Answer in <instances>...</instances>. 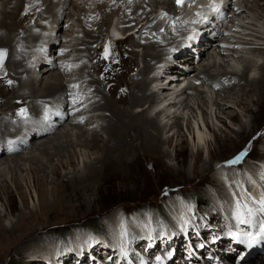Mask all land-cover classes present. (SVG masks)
Here are the masks:
<instances>
[{"label": "bare ground", "instance_id": "6f19581e", "mask_svg": "<svg viewBox=\"0 0 264 264\" xmlns=\"http://www.w3.org/2000/svg\"><path fill=\"white\" fill-rule=\"evenodd\" d=\"M93 1L96 0H82V15L85 14V17H90V10L92 9L98 13L104 9L108 13V16H117L119 20L121 18V26L127 21L131 24L135 23L136 25L133 29L130 28L131 30H126L128 32L120 28L119 31H123H121V35H127V37L121 41H114L119 42L118 44H123L128 42V40H133L137 47L142 49L143 58L142 68L133 75V83L128 99L120 98L117 101V103L122 106L121 108L114 105L113 102L111 103L105 97L106 95L101 93L100 85L96 80L99 76L98 74L96 75V72L101 71L102 65L92 64L98 55V51L94 53L92 46L97 44L104 35L101 31L102 28L99 22L100 20H104L103 18L106 15L99 14V20L94 21L98 23L93 26V28L96 27L95 29L83 26V33L80 34L74 44L71 45L72 47L69 46L70 40H68L66 42L68 46H65L67 49H60V47L55 49L54 47H56L58 42H61L65 38L71 39L70 36L74 34L73 29L69 27L63 33L64 36L61 39L58 38V40L56 37H52V33L57 35L62 31L63 22L65 23L64 26H70V24H66V22L70 20V16L72 15L69 11L66 12V10L68 6L77 9L78 7L74 2L71 0H2L4 7H1L3 9L0 11V48H6L8 51L4 64L5 66L0 71V155H2L0 158V205L4 209H6L4 197H11L8 191L9 183L13 185L15 190L20 191L22 186H28L25 175H30L31 177L30 186H32L31 188L35 192V196L39 202V209L43 211L44 215L48 217L52 216L54 211L57 213L64 208L68 210H78L83 205H86L87 209H91L94 205L93 201L95 202V199L91 196L93 192H95L96 186L98 188L100 186L102 187L107 181L112 179L121 181V183L125 185L132 179V171L133 167L136 166L135 164H140L143 160H153L155 164L160 163L158 160L160 161L161 158L167 156L166 152L161 149L162 145L167 144L169 146L172 144V140L175 137H182L179 130L182 126V124H180V119L173 117L171 119L174 120V126L179 131H176L166 141H163L162 134L168 133L170 128L167 127L168 124L162 125L159 120L161 117L162 120H171L169 118L172 115L174 116L175 112L172 114L168 112L174 110L176 106L179 107L178 109L181 107L186 109L194 119V109L188 103V97L183 96L185 93L195 88L188 83L190 76L189 72L185 71V74L181 73V75L184 76L183 81L185 83V90L182 94L177 96L174 92L172 94L166 93V87H163L160 83L163 79L162 74L165 76L167 73H173V70H169V68L165 67L154 70V66H152L162 61L163 58H165L164 62L175 60L174 51H177L178 48L181 51L189 44V42L184 43V38L189 35H185L186 30L184 29L186 26L184 24L182 26L174 25V27L168 31L164 30L165 18L168 17L169 10L172 8L171 4H168V1L165 0L166 8L163 7L160 14L156 15L153 11L146 12L145 8L149 7L154 9L155 6L159 4V2L157 3L159 0H147L148 3H146L148 5L146 6L136 0H102L105 2L106 6H97V4H93ZM124 1L126 2L125 4ZM184 1L188 2L190 6H193V4L191 5L193 0ZM200 1L204 2V4L202 2L200 3L203 8L207 2L205 3V0ZM257 1L258 0H252L251 2L256 3V5H258L257 8L262 10V6L260 3L258 4ZM161 3L163 2H160V4ZM91 4L95 6L92 7ZM262 5L264 6V4ZM107 6L109 9H113L115 14L110 12ZM123 8L127 11L126 15L122 12ZM199 8L200 7H195V9L192 8V13L189 11V15L187 14V17L191 19L185 17L183 23H195L200 17L198 14L200 11ZM208 9L209 7L206 8V10ZM249 9L253 10V8ZM180 10L181 8L179 11ZM233 10L236 12L235 9ZM139 11L142 12L141 15H138ZM37 14L38 16H36ZM193 14V17L197 15L196 19L192 18ZM202 14H204L203 9ZM219 14L217 17V14H214V12L208 13V15L204 17L205 19L201 17L199 22L195 24V26L198 24L196 31L200 33L196 35V31L195 33L193 32V35L188 40H193L195 43L199 41V53L204 51L202 39L210 36L204 33V27L206 23L209 22L208 18L214 15L218 20L219 17L221 18L222 16L221 13ZM35 16L37 19L33 20ZM178 16L180 15L173 16V18L176 19ZM67 17L69 18L66 20ZM142 18L144 20H141ZM31 20L35 21V24L25 29V26L29 24ZM138 21H143L145 24L142 22L140 25H137L136 23ZM114 23L115 21L113 24ZM175 24H177V22ZM192 26L195 27L194 24ZM253 26L255 27V25ZM116 28L119 27L117 26ZM207 29L209 28H206V31H208ZM189 30L187 32H190ZM144 32L145 34L142 35ZM118 34H120V32H118ZM179 34L185 35L183 36V41L179 40L177 47L175 50L171 51L170 55L169 49H172L170 43L176 37L178 38ZM46 44L47 47L44 46ZM167 46L169 48H167ZM228 48H230V46ZM47 49H49V53L51 52L50 49L53 51V55H51L53 59L57 54L56 51L62 53V50H67L68 54L73 52L75 55H69L70 58L67 65L75 69L71 73H76V75H71V73L68 75L67 70H61L59 67H57L59 69H53V64L50 62V59H42ZM232 51L233 55L238 52L234 49H232ZM122 53L126 56L127 62H125L127 65L134 66L135 51L127 48L124 49ZM188 57L190 59H188ZM193 57L194 56L179 57V64L183 63L180 69L185 68ZM80 60L84 62V65L80 63ZM54 61H57L56 58ZM122 63H124V61ZM242 63L241 65H243ZM54 64L56 65V62H54ZM250 65L252 64H248L247 66L243 65L241 69H238V65H236L239 72L233 66L231 69L232 71L229 70L231 72H225L220 76L230 81L235 80V83L226 86L225 92L221 93L219 99L212 105L216 108L217 115L214 116L216 121L220 122V115H225L231 122H239L237 114L227 111L229 101L226 100L227 97L231 98V95L237 92H239V94L241 92L242 95L247 98L255 97L254 100H243L242 98L235 97L233 103L242 113H250L251 106H256L257 111L254 114L251 113L254 127H256V122L260 113L264 115V62L258 66L255 64V66ZM40 66H42L40 69L42 75L39 80L36 76L38 73L34 76L33 73L38 71ZM187 66L188 68H195V65ZM207 68L209 69L208 66H204L201 70V74L203 73L205 76L204 83L214 84L218 80V77L211 76ZM153 71L157 72L151 76L150 74L154 73ZM249 71H251L253 75L248 74ZM255 72H257V74H255ZM148 75L150 76L148 77ZM72 76L74 78L71 80H63L64 77H69L70 79ZM79 82L82 85L81 90L89 92V95H87L91 97L89 100L82 91L81 93H76L77 95L73 92H69V88L76 84L78 85ZM218 85L222 84L218 83ZM150 86L152 89H155L153 90L154 92L151 91ZM222 89L224 90V88ZM234 89L235 91L237 90V92H234ZM157 90L159 91L155 92ZM105 92L106 90L104 89V93ZM227 93L231 95L224 96L228 95ZM158 95L161 97H158ZM62 96H64L65 99H63L64 101L62 100L60 105L61 108L56 105L49 107L53 100ZM75 100H80L77 102L79 106L74 110V107L66 109L67 106L71 105V102ZM89 101H92L91 106L88 104ZM26 103L32 105L31 111L34 113L33 115L30 113L28 114L22 107ZM55 104L57 103L55 102ZM86 104H88L90 111L86 108L87 106H84V109H80V106ZM178 104L179 106H177ZM145 105L147 109L152 110V113H155L156 108L158 109L153 118L147 115ZM194 105L197 106V109L201 110L207 107L203 98L200 103L197 101ZM59 109L65 113L63 114ZM133 109L138 110L133 112ZM16 110L20 112L24 111L26 115L21 116L17 114ZM85 111H87V114L94 112H99L100 114L84 115L83 113H86ZM203 113L206 118V111L204 110ZM82 114L83 116H81ZM77 116H79V118ZM68 117L69 129L65 128L62 122ZM95 119H101L106 122L104 126L97 127L105 137L100 136L99 131H95L89 135L86 131L87 129L85 130L83 126H81L83 120L85 126L89 125L87 121H94ZM192 124L193 123L186 121L184 126L185 130L188 133H193L191 136L197 138L196 142L198 145L209 147L210 143L204 140L200 132L203 128L201 127L199 129V125H195V123L193 127ZM206 124L207 119H203L202 126L208 130ZM193 128L195 129L196 135ZM251 132L252 131H247L246 128L242 126L238 135L241 137H248ZM28 141L34 142L28 147L26 145ZM25 145L28 147H26L28 149L27 153L23 152L24 154L22 155V153L19 152L20 154H18L16 151H18L20 147L25 148ZM77 149L78 151H83L81 155H87L85 158L89 159L90 156H94V159L90 161L84 160L81 165V170L68 173L61 177L59 169L66 170L68 167L75 169L78 166L79 155ZM173 150H175V153L182 152L178 149V145L176 144ZM5 153L10 154L6 155ZM36 153H38L42 159L40 157V159L37 158L35 155ZM199 156L200 154L197 153L194 157V169L198 168L196 166L199 164ZM209 156L212 157L211 155ZM54 158H56L58 164H51V166L48 167V173L47 164L52 163ZM43 160L45 163H43ZM23 161H28L29 165L27 164L28 166L26 167L24 165L25 163H22ZM167 171L176 172L179 170L168 168ZM231 171L227 172L228 176L226 173H222V171L221 173H217L219 182L217 180L212 181L216 182V184L211 186L212 191H209V194L205 196L206 201H209V203L214 202L213 207L216 212L215 215L209 216L211 227H207L210 225L208 223H205V226L199 225L195 216L198 213L194 212L193 208L190 206L188 207L184 204L183 206H176L173 204L171 208L172 211L170 210L172 222L171 229L169 228L163 234L160 233L159 235L157 230H154V228L151 229V225L146 227L144 223H141V220H138L139 218L137 219L139 221L138 223L137 220H135V225L136 223L137 225L141 224L143 229H136L133 227L135 225L131 223L132 230L136 229L134 230V234L140 239V241L136 243L141 244V251L145 249L150 257L144 255L143 252L141 254L139 252V256L137 253L139 249L136 247V243L134 240L130 242L126 241L122 228L115 229L114 235L113 232H111L109 238H100L102 239V242L100 241L102 246H92V244L89 243L88 251L83 252L82 255H76L81 261L86 260L90 264H210L211 262H215L213 264H224L225 259L232 255V251L241 247L253 236H258L259 240L264 244V235H262L260 231L261 226L264 225V213H259L260 209L264 210V167L258 170V172L255 171V173L248 172L249 177L246 181L242 180L244 176L238 177L241 178L240 180L242 183H239L237 179L229 181V175L234 174V172ZM22 173H25V175ZM49 175L55 179V181L50 180L49 183L54 184L50 189V193L55 196L56 201L54 202L53 200L44 203L41 187L48 182ZM100 190L99 188L97 192L99 193ZM190 210L193 212L192 217L188 213ZM37 215L35 211L31 210L26 217H22L20 223H12L5 226L1 223L0 219V261H3L5 258H11V260H13V258L19 257V259H23L22 261L24 262L28 261L30 257L38 258L37 256H39V258L46 260L47 264H53L51 261L52 259L49 261L47 260V256H51V258L55 259L56 255H50L52 252L49 254V250L42 253L44 251L42 241L35 238L38 229H34V225H41L42 229L43 227H48L44 224L45 222L42 221V219L35 218ZM253 217L256 218V221ZM28 218H35L36 221L31 222L34 220L32 219L30 224L27 220ZM130 218L132 217L128 216L124 220L130 222ZM174 218L177 219L175 222L173 220ZM226 221L231 223V225L227 226ZM222 228L224 229L223 233L221 232ZM214 232L218 235H215ZM85 237L86 236H81L78 238L77 240L79 243L76 242L74 247L77 249L83 248L84 246L82 243L87 241ZM118 238L119 240L116 241ZM153 238L155 241L152 243L151 239ZM188 245L193 252L192 254L188 253L190 255L187 256V253L184 251H186ZM195 245L196 248L194 249L193 247ZM89 257H91V259ZM71 260L72 262L70 260H66V262L63 261V264H78L74 256Z\"/></svg>", "mask_w": 264, "mask_h": 264}, {"label": "rangeland", "instance_id": "374dc122", "mask_svg": "<svg viewBox=\"0 0 264 264\" xmlns=\"http://www.w3.org/2000/svg\"><path fill=\"white\" fill-rule=\"evenodd\" d=\"M71 1L74 2L78 8L74 9L71 6L67 7L66 12L69 11L72 15L70 16L71 17L70 20L66 22V24H70V26L69 25L64 26L65 23L63 22L62 31L58 33L57 35H54L55 33L54 34L52 33L53 35L52 37L61 39L64 36L63 33L69 27L73 29L74 34L70 36L71 39L65 38L61 42H58L56 47L54 48L55 49H57V47H60V49L66 48L68 46V44L66 43L68 40H70L69 46L73 45L75 40H77L80 34L83 33V30H82L83 26H86L91 29H95L96 27L93 28V26L97 25L98 23H95L94 21L99 20V17H98L99 14H103L104 16L106 15L103 18L104 20H100L99 22V25L102 28L101 31L103 32L104 35L102 39L99 42H97V44H94L92 46L94 53L98 51V55L97 57L95 56L96 59L93 61L92 64L102 65L101 71L96 72V75L98 74L99 76L96 78V80L98 84L100 85L101 93L103 95H106L105 97L111 103L113 102L114 105L121 108L122 106L119 105L117 101L120 98H124L126 100L128 99L131 85L133 83V80H132L133 75L136 74L137 71L141 69L143 66L142 49L140 47H137L136 43H134L133 40H128V42H125L123 44H118L119 42H114L113 40L106 38L105 31L108 25H112L114 21H115L114 24L117 23L116 26L123 29V31L125 32H128L126 30H129L130 28L133 29L134 27H136V25L135 23L131 24L127 21L126 22L127 24L125 23L121 26V18L119 20V18H117V16H114V15H109V16H112V17H109L108 13L104 9H102L100 13L93 11L92 9L90 10V17H85V14L82 15V9H83L82 0H71ZM136 1L143 3L144 6L148 5L147 0H144V1L136 0ZM167 1H168V4H171L172 8L169 10L168 17L165 18L166 21L164 25V30L168 31L169 29H172L174 25L182 26L184 24L186 26L184 29L186 30V34L185 33L184 34L185 35L189 34L188 36L184 38L185 40L184 43L189 42V44L185 47V49L181 51L178 48L177 51H174V55L176 56L179 52L181 53L182 51H185L187 54H190V55H195V56L197 55L195 59H193L192 61H189L187 64V65H195L194 69L193 67L188 68L187 65L185 66V68L182 67L183 69H185L186 72H189L190 74L188 83L191 84L193 88L195 87L194 89H192L191 91L183 95L184 97L185 96L188 97V103L194 109V112H195L194 119L190 116V113L186 111V109H183L182 107L178 109L179 107L175 106L174 110H170L171 112H168L169 114H172L173 112H175L174 116L172 115L169 119L173 117H177L180 119V124H182V126L179 130H180V134L182 135V137L181 136L175 137L172 140V144L169 146L167 144L162 145L161 149L164 152H166L167 156L164 158H161L160 161L158 160V162H160L158 164H155L153 160L152 161L143 160L144 162L142 161L140 164H135L136 166L133 167V171H132V179L125 185L121 183V181L112 179V180L107 181L102 187L101 186L99 187L101 189L99 193L97 192L99 188L96 186L97 190L95 188V192H93L91 196L92 198L95 199V202L93 201L94 205L93 207H91V209H87L86 205H83L78 210H75V209L68 210L64 208L65 210L62 209L58 211L57 213H55L54 211L53 215L49 217L44 215L43 211H40L39 209L40 208L39 202L37 201L34 190L31 188L32 186H30V179H31L30 175H25V173H22L26 177L28 186L27 187L26 185L22 186L20 191L15 190L13 188V185H10L11 183H9L8 191L10 192L11 197H7V198L4 197L6 209L1 207L0 205L1 223L4 226L10 225L12 223H20L23 216L26 217L31 210L35 211L38 214L37 216H35V218L40 219V220L42 219V221L45 222L44 224L48 226V227H43L42 229L41 225H34V229H38L36 231L37 234L35 235V238H38L39 240L42 241V246L44 247V251L42 253H45L47 252L46 250H49V254L50 252H52L50 255L52 256L56 255L55 259L51 258V256H47L48 259L46 258L48 261L52 259L51 261L53 264H56V262L57 264H63V261L66 262V260H70L72 262L71 258L73 256L76 258L78 264L79 262L80 264L82 263L90 264L86 260L81 261V259L77 255L79 254L82 255L83 252L88 251L89 243L92 244V246L101 245L102 239L109 238V236H111L110 234L111 232H113V235H114V232H115L114 230L118 228H122L126 241L130 242L131 240H134L135 243L139 242L140 239H138L137 235L134 234V230L143 229L141 227L142 226L141 224L137 225V223L139 222L138 220H141V223H144L146 227L151 225V229L154 228V230H157L159 232L158 233L159 235L160 233L163 234L169 228L171 229L172 222H171L170 210L173 204L176 206H183V204L188 207L190 206L191 208H193L194 212L198 213L195 216L197 218V223L199 225L205 226V223L210 224L209 216L215 215L216 212L214 211V207H213L214 202L209 203V201H206L205 196H207L206 194H209V191H212L211 186L213 184L214 185L216 184V182H212V181L217 180L219 182L218 180L219 177H217L218 176L217 173H221L222 171V173H226V175L228 176L227 172H230L232 170L231 172H234V174L229 175L230 177L229 181L231 180L234 181L235 179H237L239 183H242L240 180L241 178H238V177L244 176V179L242 178V180L246 181L249 177L248 172L255 173V171L258 172V170H261V168L264 167V115L260 113L258 120L256 122V127H254V123H252V114H254L257 111L256 106L255 105L251 106L250 113H242L235 105H233L235 101V97L242 98L243 100H248V99L254 100L255 97L247 98L243 96L241 92L239 94V92H237V90L235 91V89H234V92H237L236 94L231 95L227 93L228 95H224V96L231 95V98L229 97L226 98V100L229 101L227 111L237 114L239 118V122H231L229 119L226 118L225 115H220L221 117L219 119L220 122L216 121L214 117L215 115H217V112L215 110L216 108L215 106H212L214 102L219 99V96L221 95V93L225 92V87L235 83V80L230 81L227 78H221L220 76L222 74H224L225 72H231L232 71L231 69L233 66L237 70L236 65H238V69H241L243 65L247 66L248 64H252L250 66H253L255 64L258 66L260 64H263L264 62V11H263L264 6L262 5L264 4V0L257 1L258 4L260 3V5L262 6L261 7L262 10H259L257 8L258 5H256V3L254 2H251L252 0H216V1L215 0H209V1L205 0V3L206 2L207 3L204 5L203 8L200 5V3L202 2L200 0L198 1L193 0L192 1L193 3H191V5L193 4V6H190L188 2H185V1L183 5H180V6L177 4V0H170V1L167 0ZM130 2H133V1H130ZM158 2L159 4L156 5L154 9L146 7L145 11L146 12L153 11L156 15H159L162 8L163 7L166 8V1L159 0L157 1V3ZM160 2H163V3L160 4ZM125 3L126 2L124 1V4ZM202 3L204 4V2ZM93 4L95 5L97 4V6L98 5L106 6L105 2H103L102 0L93 1ZM93 4H91L92 7L95 6ZM211 4L215 6L214 11H213V8H210L212 7ZM194 6L200 7L199 8L200 13L198 12L200 16L199 19H201V17L205 19L204 17H206L208 13H212V12H214V14H217V17H218V14L221 13L223 17V19L219 18L218 20H217V17H213L212 19L208 20L209 21L208 23H206V26L204 27V30H205L204 33L209 34L210 36L202 39V42L204 43L203 44L204 53L203 52L199 53L198 51L200 47L199 44L198 45L195 44L193 40H188L193 35V32L195 33L197 25H198L197 24L195 26V24L199 22V19H197L195 23L193 22L191 24L183 23L185 17L189 15L192 8L195 9ZM1 7H4L2 0H0V11L3 9ZM208 7L211 10L209 9L206 10V8ZM180 8L181 10L179 11ZM249 8H253V10H250ZM107 9L110 12L115 14L113 9H109L108 6H107ZM202 9H203L204 14H202ZM233 9H235L236 12H234ZM239 10H241L242 12ZM122 12L125 15L127 14V11L124 8ZM141 14L142 12L139 11L138 15H141ZM178 14L180 16H178L176 19L173 18V16H176ZM36 16H38V14ZM36 16L35 18H33V20L37 19ZM193 16L194 14L192 15V18L196 19L197 15L195 17ZM68 18L69 17H67L66 20ZM101 18H102V15H101ZM188 19H191V18H188ZM33 20H31V22L25 26L26 27L25 29L32 27L35 24L34 23L35 21ZM141 20H144V19L142 18ZM142 22L143 21H138L136 24L140 25ZM176 22L177 24H175ZM143 23L145 24V22ZM217 23H219V25ZM193 24L195 27L192 26ZM253 25H255V27ZM206 28H209L207 29L208 31H206ZM188 30L191 33L187 32ZM198 33L200 32L196 31V35ZM144 34L145 32L142 33V35ZM185 35L179 34L178 38L176 37L174 40L171 41L170 45L172 49H169V54L171 53L172 50H175V48L178 45L179 40L183 41V36ZM242 43H245V44H242ZM229 46L230 48H228ZM106 48L108 49L107 55L105 54ZM127 48L135 51L136 53L135 54L136 56L134 58L135 60L134 66L127 65L126 63L127 61L125 58L126 56L125 54L122 53L124 49H127ZM167 48L169 47L167 46ZM232 49L238 52H236V54L233 55ZM50 51L51 52L48 55H50L51 57V55H53L52 53L53 51L51 49ZM0 52H2L4 55V57L3 56L0 57V60H2L1 65H0V71H1L3 67L5 66L4 64L6 62L5 59L7 58L8 51L6 50V48H0ZM58 52L56 51V53ZM69 55L73 56L75 54L73 52L69 54L67 53L65 54L64 59H67V58L69 59L70 58ZM55 58L56 60L60 59V58L57 59V55L54 57V59ZM164 59L165 58H163V60L157 64L153 63L154 64L152 65L154 66L153 69L156 70L160 68L162 65H167V63H169V60L167 62H164L165 61ZM123 61L124 63H122ZM54 62H52L53 64L52 68L59 69L57 68L58 67L57 62H56L57 66L54 64ZM80 63H83L84 65V62H82L81 60H80ZM241 63L243 65H241ZM182 65L183 63L180 64V66ZM204 66L209 67V69L207 68L209 74L211 76H215V77L217 76L218 83L219 84L221 83L222 85H218L217 81L214 83L215 85L211 83L210 84L204 83L205 76L203 75V73L201 74V70ZM41 67L42 66H40L38 71L33 73V76L36 73H38L36 74V76L38 77L39 80L42 75V72L40 70ZM39 70H40V73H39ZM237 71L239 72V70ZM156 72L157 71H155L154 73H151L150 75L153 76ZM257 72H255V74H257ZM71 75H76V73H71ZM150 75H148V77ZM81 76H80V79L82 80ZM73 78H74L73 76L70 79L69 77H64L63 80L68 81ZM163 78L165 79V77ZM175 82H178V81H175ZM160 83L162 82L160 81ZM72 87L69 88V92H73L76 94V93H81L82 91L88 100L91 98L87 96L89 95V92L81 90L82 85L80 84V82L78 83V85L76 84ZM163 87H166V93L172 94L171 88L169 87V85L163 86ZM222 88H224V90ZM104 89L106 90L105 93H104ZM150 89L151 91L155 90V89H152V87ZM159 96L160 95H158V97ZM202 98L205 100L207 107H204L203 110L197 109V106H195L194 104H196L197 101L200 103ZM63 99H65L64 96L53 100L49 107H51L52 105H56L59 107ZM79 101L80 100H75L71 102V105H68L66 109H69V107H74L73 108L74 110L77 106H79L77 105V102ZM55 102L57 104H55ZM88 104L89 106H91L92 101H89ZM88 104L80 106V109H84L83 108L84 106H87L86 108H88L89 107ZM31 106H32L31 104L28 105L26 103L22 107L28 112V114L30 113L31 115H33L34 113L31 111ZM177 106H179V104ZM145 109L147 111L146 112L147 115L153 118L154 115H151L152 110L147 109L146 105H145ZM59 110L62 112L61 109ZM135 110L136 109H133L132 111L135 112ZM204 110L206 111V114H207L206 118L203 113ZM16 112L17 114L21 113L18 110H16ZM62 113L64 114L65 112L63 111ZM83 114L84 115H92V114L98 115L100 113L94 112V113L87 114L86 112ZM83 114L81 116H83ZM77 117L79 118V116ZM188 117L189 118L191 117V118L189 119ZM203 119H207L206 125L208 126V130L202 126ZM68 120H69V117L66 120L64 119V121H62L63 126L67 129H69ZM159 120L162 123V125L168 124L167 127L170 128V131L168 133L162 134L163 141L164 140L166 141L173 133H175L176 131H179L174 126L173 119L171 120L163 119L162 120V117H161ZM89 121H87L89 125H85L87 127L84 126V120H83V123H81V126H83L85 130L87 129L86 131L89 133V135L95 131H99L97 129L98 126H104L106 124V122L101 119H95L94 121L93 120H89ZM186 121L191 122L193 124L195 123V125L198 124L199 129L201 127L203 128V130H200V132L204 140L210 143L209 147L207 146L205 147L204 145L197 144L196 142L197 138L196 137L193 138L191 136L193 135V133L192 132L188 133L185 130L184 126H185ZM193 124L192 126L194 127ZM242 126L245 127L247 131H252L248 137L246 136L241 137L238 135ZM193 131L195 132L194 128H193ZM99 135L102 137H105V135L103 136L102 132H100ZM195 135H196V132H195ZM34 141L32 142L28 141L26 142V145L29 147V145L31 146V144H33ZM175 144L178 145V149L182 151L181 153H175V150H173ZM26 145L24 146L25 148L20 147V149H18V151L16 152H18V154L22 153V155L24 153H27L28 147ZM77 152L79 155L78 166L75 169L70 168V167H68L66 170L59 169V174L61 177H63L64 175H67L68 173H73L77 170H81L82 169L81 165L84 160L90 161L91 159H94V156H90L89 159L85 158L87 155L85 156L81 155L83 153L82 150L78 151L77 149ZM84 153H87V152H84ZM197 153L200 154L199 164L198 166H196L198 168L194 169L193 161ZM5 154L8 155L10 153L8 154L5 153ZM35 155L37 156V158L39 157L41 158V156H39L38 153H36ZM209 155H211L212 157H210ZM1 156L2 155H0V158ZM22 163H25L24 165L26 167L29 165L28 161L26 162L23 161ZM43 163H45V161ZM51 164H55V165L58 164V162L56 161V158L53 159L52 163L47 164L48 173H49L48 167L51 166ZM168 168H172L174 170H179V171L169 172L167 171ZM50 180L55 181V179L52 178L51 175H49L48 182L45 185H43V187H41V190L43 191V202L44 203L50 202L53 200L54 202L56 201L55 196L51 195L50 193V189L52 185H54V184L49 183ZM188 213L191 217L193 216L192 215L193 212L191 210L188 211ZM259 213L261 214L264 213V210L260 209ZM128 216L132 217L130 218V222L124 220ZM35 218H28L27 220L30 223V221L34 219L31 222H35L36 221ZM253 219L256 221L255 217H253ZM135 220H137L136 225H135ZM173 220L175 222V220L177 219L174 218ZM131 223L135 225L133 227H135L136 229L132 230ZM207 227H211V224ZM221 232L222 233L224 232L223 228L221 229ZM78 234H81V235H78ZM215 235H218V234L215 233ZM81 236H86L85 238H87V241L82 243L84 246V247L82 246L83 248L77 249L74 247V244L76 242L79 243L77 239L80 238ZM118 240L119 238L116 241ZM154 241H155L154 238L151 239L152 243ZM141 246H142L141 244L136 243V247H138L139 249L137 253L139 254L140 252L141 254L143 252L144 255L146 256L148 255V257H150L149 253L145 249L144 251H141ZM193 248L195 249L196 245ZM52 250H55V251H52ZM184 252L187 253V256H188L192 254L193 251L190 249L188 245L186 251ZM37 257L38 258L30 257L28 261H24V262L22 261L23 259L20 260L19 257H15L13 258V260H11V258L9 259L5 258L3 261H0V264H47L46 260L39 258V256ZM91 257L89 258L91 259ZM227 259H225L224 264L225 262L227 264L228 262ZM213 263L215 262H211L210 264H213Z\"/></svg>", "mask_w": 264, "mask_h": 264}, {"label": "snow or ice", "instance_id": "6c2138e0", "mask_svg": "<svg viewBox=\"0 0 264 264\" xmlns=\"http://www.w3.org/2000/svg\"><path fill=\"white\" fill-rule=\"evenodd\" d=\"M183 3H184V0H177V4H178V5H183ZM212 7H213V10H215V6L212 5ZM107 52H108V49L106 48V49H105V54H106V55H107ZM2 56H3V53L0 52V57H2ZM20 115H21V116H25L26 113H25L24 111H21ZM242 222H243V221H242ZM260 231H261V234L264 235V225L261 226V230H260Z\"/></svg>", "mask_w": 264, "mask_h": 264}, {"label": "water", "instance_id": "95a60500", "mask_svg": "<svg viewBox=\"0 0 264 264\" xmlns=\"http://www.w3.org/2000/svg\"><path fill=\"white\" fill-rule=\"evenodd\" d=\"M1 62H2V60H0V65H1Z\"/></svg>", "mask_w": 264, "mask_h": 264}]
</instances>
